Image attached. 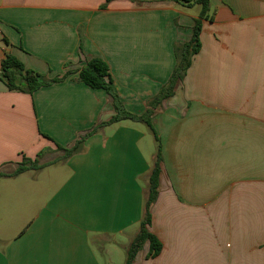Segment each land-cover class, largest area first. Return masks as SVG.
Masks as SVG:
<instances>
[{"label": "crops", "instance_id": "crops-1", "mask_svg": "<svg viewBox=\"0 0 264 264\" xmlns=\"http://www.w3.org/2000/svg\"><path fill=\"white\" fill-rule=\"evenodd\" d=\"M104 4L0 0V67L10 54L46 81L66 77L32 95L0 79V264H114L138 230L156 151L149 128L121 120L68 157L58 149L115 114L104 90L78 81L92 58L107 64L125 111H151L160 140L148 230L162 249L146 259L145 243L132 264H264V0H209L199 52L153 108L200 6ZM23 157L37 168L15 174Z\"/></svg>", "mask_w": 264, "mask_h": 264}, {"label": "trees", "instance_id": "trees-1", "mask_svg": "<svg viewBox=\"0 0 264 264\" xmlns=\"http://www.w3.org/2000/svg\"><path fill=\"white\" fill-rule=\"evenodd\" d=\"M113 0H105L106 4ZM185 4L186 6L198 5L200 6V12L198 18L194 19L193 32L190 40L184 44L175 45L174 54L176 58V65L169 78L167 84L161 89L160 93L149 101L150 108L156 107L164 99L170 97L173 94V89L178 82L184 79L187 69L191 64L192 57L197 54L201 48L200 44V31L202 20L208 19L207 13L209 8V0H174ZM65 76L55 77L49 81L43 79V76L31 69L25 68V66L14 56L7 54L1 62L0 67V79L3 81L9 91H16L28 95H32L36 90L41 87L48 86L53 83L62 81ZM78 81L92 89L104 90L113 101L114 116L109 121L100 124L94 130L86 134L75 142V144L65 149L58 146V149L64 151L65 157H68L77 152L83 142V140L94 133L98 128L106 125L114 124L121 120H131L135 122L144 123L149 130L153 133V137L156 143V151L152 162L151 171L147 177L144 200H143V214L139 223V227L128 247L126 248V256L124 264H132L137 253L143 248L145 243H148V252L146 259H153L159 255L162 249L161 242L150 233L149 226L151 224V207L155 203L158 196L159 180L161 174V146L160 140L157 137L151 122V111L147 110L142 115H133L125 111L122 103L119 101L117 95L113 92L111 87V78L109 75V68L107 64L100 58L90 59L79 71ZM37 168L36 161H31L28 158H24L19 163L15 174L26 171L27 169ZM4 176L0 173V178Z\"/></svg>", "mask_w": 264, "mask_h": 264}, {"label": "rangeland", "instance_id": "rangeland-1", "mask_svg": "<svg viewBox=\"0 0 264 264\" xmlns=\"http://www.w3.org/2000/svg\"><path fill=\"white\" fill-rule=\"evenodd\" d=\"M196 9L199 10V7L196 6ZM197 10H196V11H197ZM55 164L57 165V162L52 163L50 167L55 166ZM29 169H32V168H29ZM51 169H53V168H51ZM125 256H126V252H125V251H121V253H120V255H118V257H114V258H113V262H114V264H124ZM101 258L103 259V260H102L103 264H105V260H106V259H105V256H102ZM104 259H105V260H104Z\"/></svg>", "mask_w": 264, "mask_h": 264}]
</instances>
